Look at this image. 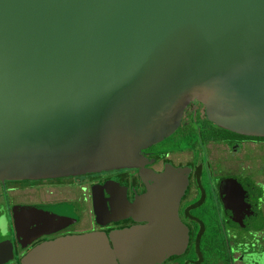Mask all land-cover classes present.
<instances>
[{"label":"water","instance_id":"water-1","mask_svg":"<svg viewBox=\"0 0 264 264\" xmlns=\"http://www.w3.org/2000/svg\"><path fill=\"white\" fill-rule=\"evenodd\" d=\"M224 129L264 136V0H0V180L138 167L147 146ZM187 172L167 166L171 196ZM145 213L142 228L62 236L20 263L155 264L184 249L176 209Z\"/></svg>","mask_w":264,"mask_h":264},{"label":"flooded vegetation","instance_id":"flooded-vegetation-1","mask_svg":"<svg viewBox=\"0 0 264 264\" xmlns=\"http://www.w3.org/2000/svg\"><path fill=\"white\" fill-rule=\"evenodd\" d=\"M256 137L264 136L205 132L143 148L145 161L138 167L0 180V260L21 264L40 243L90 232L109 238L113 231L148 225L145 209L163 219L176 209L187 243L155 264H264V156L254 167L258 158L248 151L250 143L264 150V138ZM241 151L252 166L236 162ZM167 166L188 168L185 180L179 174L182 187L175 197L162 180ZM41 192L49 197L31 199ZM167 231L157 226L162 247Z\"/></svg>","mask_w":264,"mask_h":264},{"label":"rangeland","instance_id":"rangeland-1","mask_svg":"<svg viewBox=\"0 0 264 264\" xmlns=\"http://www.w3.org/2000/svg\"><path fill=\"white\" fill-rule=\"evenodd\" d=\"M252 155H255V157H257L256 159H257V161H255V165H254V167L256 166V167H258L259 166V164H261L262 163V161L261 160H259V157L260 156H264V150L262 149V148H260V149H258V146L257 145H255V143H250L249 144V150H248ZM239 154V156H238V158H237V160H236V162L237 163H242L243 165L244 164H251V166H252V161H249V160H246L244 157H243V154H246L244 151L242 152H240V153H238ZM259 160V161H258ZM1 193V192H0ZM40 196H42L43 198H48L49 196L48 195H44V193H42L41 192V195H40V193H36V194H32L31 195V199H33V200H37L38 199V197H40ZM41 197V198H42Z\"/></svg>","mask_w":264,"mask_h":264},{"label":"trees","instance_id":"trees-1","mask_svg":"<svg viewBox=\"0 0 264 264\" xmlns=\"http://www.w3.org/2000/svg\"><path fill=\"white\" fill-rule=\"evenodd\" d=\"M256 138H260V139H263L264 137H256Z\"/></svg>","mask_w":264,"mask_h":264}]
</instances>
